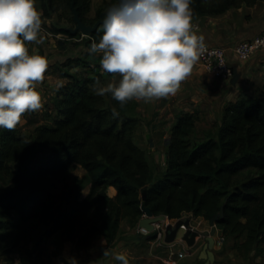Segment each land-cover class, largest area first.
<instances>
[{
  "label": "trees",
  "instance_id": "obj_1",
  "mask_svg": "<svg viewBox=\"0 0 264 264\" xmlns=\"http://www.w3.org/2000/svg\"><path fill=\"white\" fill-rule=\"evenodd\" d=\"M259 1L264 0H191L192 23ZM91 2L36 0V7L45 18L58 14L71 23L52 31L73 39L83 34L72 31L73 7L84 23L94 25L116 0L104 1L97 20L87 17ZM101 25L83 38L86 46L98 40ZM99 59L85 51L56 63L67 82L42 122L32 111L31 134L16 126L0 128V244L12 249L31 244L32 256L54 236L59 249L65 242L87 248L103 237L113 243L124 238L123 221L138 227L144 203L154 215L170 219L192 213L210 221L223 213L217 222L223 240L234 239L246 258L264 252V85L253 92L243 89L210 128H198L199 111H181L166 141L165 169L159 171L154 156L136 141L137 100L121 106L110 93L95 94L93 85L111 74L102 72ZM79 66L90 73L71 72ZM77 168L86 173V195L85 178L70 175Z\"/></svg>",
  "mask_w": 264,
  "mask_h": 264
},
{
  "label": "clouds",
  "instance_id": "obj_2",
  "mask_svg": "<svg viewBox=\"0 0 264 264\" xmlns=\"http://www.w3.org/2000/svg\"><path fill=\"white\" fill-rule=\"evenodd\" d=\"M190 5L191 0H116L88 51L100 53L101 67L120 78L93 85L95 94L110 93L121 106L134 98L147 102L174 94L205 47ZM41 25L36 0H0V128H14L23 113L42 106L37 82L49 61L26 43L38 42ZM113 256L130 264L123 252Z\"/></svg>",
  "mask_w": 264,
  "mask_h": 264
},
{
  "label": "rangeland",
  "instance_id": "obj_3",
  "mask_svg": "<svg viewBox=\"0 0 264 264\" xmlns=\"http://www.w3.org/2000/svg\"><path fill=\"white\" fill-rule=\"evenodd\" d=\"M91 9L87 14V17L91 20H97L98 11L99 9L103 8L104 1L105 0H91ZM264 1H259L256 4L258 5L257 8L253 9L251 11L252 7L254 5H247L246 3L241 4V6L234 7L230 10H236V15L241 14L238 10L243 9L242 14H252V12L258 14L263 13L264 14ZM255 4V5H256ZM229 10V11H230ZM256 10V11H255ZM41 13V32L38 37L37 41H27V46L29 48V51L33 48L38 49L39 52L43 55H45L49 61L48 67L44 74V79L39 81L37 83V88L42 92V106L37 109L33 110L35 118L39 120L40 122L43 121V112L51 110L50 108L53 105V101L56 96V91L58 88L65 84L67 82L66 78H63L61 76V71L56 67V63L59 61L65 62L67 61L68 56H77L81 54H84V52H89L88 47L86 44H84L83 38L85 37L83 34L80 38H73L70 39L68 36L64 34H58L55 35L53 33V28L55 26L60 27H69L71 26V23L67 22L65 19L59 20V15H54L53 18L48 19L42 16L43 11L39 10ZM238 11V12H237ZM228 12V11H227ZM226 12V13H227ZM103 15V14H101ZM224 15V14H223ZM248 16V15H247ZM234 17V16H232ZM203 20L205 18H202ZM62 40L63 45H58V41ZM94 55L100 56V53H92ZM94 59L93 57L90 58ZM105 70L102 68V72ZM71 72L76 74L78 72L82 73H90V71L87 69L79 66V67H71ZM48 76V77H47ZM119 74L118 73H111L110 76L106 77V79L103 81L102 85L107 84L108 82H117L119 80ZM264 84L260 85L263 86ZM259 86L255 83L249 84L245 89L248 92H253L255 87ZM242 91V90H241ZM241 93V92H240ZM231 95V94H230ZM228 96L227 101H225V104H214L213 102L209 103L208 105L202 106V101L200 99H195V101L190 102L188 104H184L182 106L183 109L181 111H190L195 112L199 111L200 119L198 120V128L199 129H205L210 128L216 121L220 120L223 110L226 107V105L230 103H234L237 101L238 97L235 96ZM240 95V94H239ZM138 102L137 110L141 113V123L138 126L136 130V141L139 145L143 146L147 149L148 154L151 156V154L154 156V160L156 162L157 168L159 171H162L165 169L166 165V148L164 144V138L168 136V134L171 133V127L174 124V120L176 119L177 115L179 113H166L165 109H160L159 111L155 110L156 108L153 106V101L151 104H149V101H145L143 99H136ZM208 103V102H207ZM179 111V112H181ZM32 111H26L22 114L20 121L17 123L16 127L19 128L20 132L24 135H29L35 128L36 124L30 123V119L32 118ZM173 122V123H172ZM71 177L79 176L85 178V187L83 189V194L86 195L89 192V183L88 179L86 178V173L84 169L77 168L71 171ZM111 194H114V191H111ZM189 213H185L183 217L188 216ZM191 215V214H190ZM189 215V216H190ZM145 217V215H143ZM142 217V218H143ZM176 220V219H175ZM174 219L168 220L169 224H173L175 222ZM125 224V221L122 222V229L123 225ZM138 228V227H137ZM209 230L211 229L209 225ZM137 234L142 235H154L153 240H145L141 242L140 244H132L134 247L132 248V252L135 256L139 255H147L148 251L152 249V243L154 245V248L157 252L158 248L163 247V251L158 253L160 256H162L164 259L168 258L169 252L166 250L165 247H169L170 245L163 243L156 239V231L154 232H148L146 229L141 228L140 230L143 232H138V229H136ZM219 230L215 235L216 244L214 246L213 251L217 252L220 256L219 262L220 264H257L256 256L246 258L244 255L240 254L236 248L234 247L235 240L234 239H226V240H220L219 236ZM198 246L202 245V240H200L197 244ZM196 245V246H197ZM197 246V247H198ZM264 246V244H263ZM8 248V249H7ZM0 244V259H4L7 263L11 261H18V264H39L44 263L47 260L51 259L52 255L55 254V252H58L60 250V243L58 241L57 236H54L50 238L48 241L43 242L41 245V254L38 255V251H35L34 254L31 256V254H28V251H32V245L28 244L25 246L24 242L19 248L12 249V247H7ZM13 250V251H9ZM194 250V249H193ZM188 255V254H186ZM195 260L193 261V264H203V261L199 260L197 257V253L194 255ZM185 259H187V256H185ZM256 260V261H255ZM161 264H163L162 260H159ZM260 264H264V259L261 261Z\"/></svg>",
  "mask_w": 264,
  "mask_h": 264
},
{
  "label": "crops",
  "instance_id": "obj_4",
  "mask_svg": "<svg viewBox=\"0 0 264 264\" xmlns=\"http://www.w3.org/2000/svg\"><path fill=\"white\" fill-rule=\"evenodd\" d=\"M257 7V4L254 5L251 11ZM238 11L241 14L236 15V10H230L221 16L206 17L204 20L199 19L193 22L195 26L194 30L198 33H202L205 38L204 41L210 45L225 47H230L240 40L264 32L263 13L256 14L252 12L250 15L242 14L243 9ZM229 58L233 66L236 64L238 66V71L241 72L240 81L235 86L231 85L228 81L218 79L209 74L197 60L188 76L180 82V86L174 94L151 100L149 104L153 101V106L156 108L155 110L159 111L160 109H165L166 113L177 114L183 109L182 106L188 104L189 101L193 102L195 99H200L202 101V106L208 105L211 102L219 105L225 104L230 94V96L238 97L241 90H243L244 87L246 88L249 84L255 83L259 86L264 84V50L256 52L252 58L246 61L237 59L235 54L231 51L229 52ZM40 93L42 95L41 91ZM53 106L54 101L50 109H52ZM175 121L176 119L174 122ZM170 134L164 138L165 148L166 141L169 139ZM189 215L192 217V224L195 227L200 230L209 228V221L202 217H196L192 213H189L188 216ZM136 229H138V232L143 233L140 230L141 228ZM136 229H132L130 224L125 222L123 225V230L125 232L123 239L108 243L106 238L103 237L87 248L78 249L73 242H65L61 249L52 255L51 259L42 264H92V262H94V264H121L120 261L114 259L113 253L115 252L125 253L130 264H161L158 262L159 260H162L163 264H193L196 258L194 255L196 253L199 260L203 261V264H206V261L200 258L204 241H202V245H197L198 247L195 246L193 248H188L186 244L180 241L168 244L170 246L165 248L169 252V256L165 259L158 254L163 251V247L158 248L156 252V250L153 249L155 245L154 242V244L152 243V249L148 251L147 255L135 256L132 252V248L134 247L132 244L137 245L143 242L141 240L142 238H136ZM105 252L108 254L105 255ZM185 253H188V255H185ZM214 254L215 260L212 264H220L219 254L217 252H214ZM255 255L257 256L255 257ZM185 256H187V259H185ZM252 256L256 258L257 264H260L264 259V252L260 254L252 253L250 257ZM0 264H18V261L7 263L4 259H0Z\"/></svg>",
  "mask_w": 264,
  "mask_h": 264
},
{
  "label": "water",
  "instance_id": "obj_5",
  "mask_svg": "<svg viewBox=\"0 0 264 264\" xmlns=\"http://www.w3.org/2000/svg\"><path fill=\"white\" fill-rule=\"evenodd\" d=\"M74 21L76 22L73 32L81 31L84 36H89L93 31H95L102 23L104 16L98 20L94 25H87L84 23L79 15L78 10L73 7L72 9ZM241 72L238 71V66L234 65V77L230 80V84L235 86L240 81ZM147 197L146 189L142 190V200L145 201ZM145 217L141 218L138 227L144 228L148 232H154L156 229V224L163 223L168 220L167 215H154L150 207L146 206L144 203L141 206ZM223 213L215 215L210 221L211 229L200 230L192 224V217H181L177 219L173 224H168L165 228V238L166 244H172L177 241L183 242L188 248L195 247L200 240L204 241L203 249L200 253V258L204 259L206 264H212L215 260V254L213 252L214 246L216 244L215 235L218 232L217 222L219 217H222Z\"/></svg>",
  "mask_w": 264,
  "mask_h": 264
},
{
  "label": "built area",
  "instance_id": "obj_6",
  "mask_svg": "<svg viewBox=\"0 0 264 264\" xmlns=\"http://www.w3.org/2000/svg\"><path fill=\"white\" fill-rule=\"evenodd\" d=\"M204 43L205 47L197 60L209 74L218 79L230 82V80L234 77V66L229 58V52H233L239 60H249L254 56V54H256V52L264 50V32L253 37L240 40L230 47L210 45L205 41ZM168 224H166V226ZM155 226L157 234L156 239L165 243L164 238L166 226L162 223L156 224ZM220 240H223L221 236Z\"/></svg>",
  "mask_w": 264,
  "mask_h": 264
},
{
  "label": "bare ground",
  "instance_id": "obj_7",
  "mask_svg": "<svg viewBox=\"0 0 264 264\" xmlns=\"http://www.w3.org/2000/svg\"><path fill=\"white\" fill-rule=\"evenodd\" d=\"M162 224L166 226V224H168V220L164 221Z\"/></svg>",
  "mask_w": 264,
  "mask_h": 264
}]
</instances>
